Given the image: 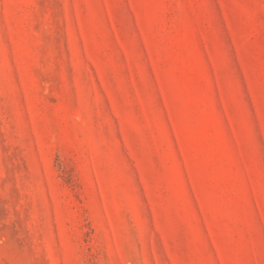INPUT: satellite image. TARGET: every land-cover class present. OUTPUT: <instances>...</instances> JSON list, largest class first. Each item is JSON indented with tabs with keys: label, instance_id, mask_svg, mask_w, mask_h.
Instances as JSON below:
<instances>
[{
	"label": "rangeland",
	"instance_id": "1",
	"mask_svg": "<svg viewBox=\"0 0 264 264\" xmlns=\"http://www.w3.org/2000/svg\"><path fill=\"white\" fill-rule=\"evenodd\" d=\"M0 264H264V0H0Z\"/></svg>",
	"mask_w": 264,
	"mask_h": 264
}]
</instances>
